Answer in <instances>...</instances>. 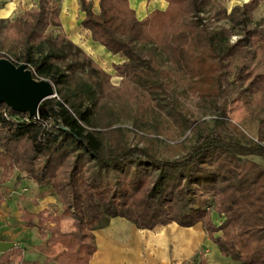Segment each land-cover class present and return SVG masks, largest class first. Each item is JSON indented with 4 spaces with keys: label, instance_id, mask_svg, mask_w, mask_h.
<instances>
[{
    "label": "trees",
    "instance_id": "16d2710c",
    "mask_svg": "<svg viewBox=\"0 0 264 264\" xmlns=\"http://www.w3.org/2000/svg\"><path fill=\"white\" fill-rule=\"evenodd\" d=\"M165 1V10L139 19L129 0H99L97 8L93 0H79L91 40L124 59L113 66L121 91L63 31L59 0H39L15 19L0 20V59L26 64L36 79L56 88L38 116L0 104V183L17 169V182L51 187L63 206L61 217L79 225V249L67 251L69 242L55 254L51 249L65 242L49 234L60 232L61 218L21 211L23 226L43 239L37 250L48 264H90L98 251L94 232L116 218L141 231L202 224L222 256L264 264V166L250 159H264L263 137L255 142L248 130L232 125L244 145L193 127L179 98L189 93L228 103L245 92L246 81L247 92L264 93V73L249 80L252 66L264 62V24L253 26L264 0L231 11L219 0ZM116 92L120 101L142 98L158 125L170 122L181 136L190 131L194 143L187 154L171 159L157 147L132 145L122 129H110L123 121L110 108ZM4 201L0 193V206ZM24 253L15 246L0 255V264H28ZM197 263L209 264L202 256Z\"/></svg>",
    "mask_w": 264,
    "mask_h": 264
},
{
    "label": "rangeland",
    "instance_id": "374dc122",
    "mask_svg": "<svg viewBox=\"0 0 264 264\" xmlns=\"http://www.w3.org/2000/svg\"><path fill=\"white\" fill-rule=\"evenodd\" d=\"M219 2L228 11H231L234 6L242 5L248 0H219ZM155 3L156 0H151L147 11L153 9ZM157 9L160 8H155L152 11ZM253 18V26L259 21L264 24V4L257 9ZM237 39L238 37L235 36L232 40L236 41ZM89 56L110 74L112 86L115 91H119L123 85H121V78L116 76L113 66L122 63L124 59L120 57L114 63V59L111 58L107 60L95 54ZM253 68L255 69L253 70ZM251 69V79L249 80H252L258 73H264V62L260 61ZM249 83V81L244 83V93L238 96L235 94L233 97L235 99L228 103L204 101L189 93L183 98H179L185 106V113L195 121L193 127L200 125L205 131H219L228 139L246 145L247 142L237 135L232 125L238 126L244 132L248 130L249 136L255 142H258L255 139L258 135L264 139V123L260 125L261 120L264 119V93L247 92ZM115 94H110V108L122 114L123 121L113 125L110 129H122L132 145L157 147L162 155L171 159H181L187 154L190 146L194 143L190 131L181 136L180 131L170 122L161 121V124L158 125L156 119L151 117L153 115L150 114L149 108L142 98L135 97V101H132L126 96V100L120 101L117 92ZM130 109H132L131 112H129ZM150 141L156 142L151 144ZM261 144L264 146V141ZM179 145V148H172ZM181 145L184 146V149ZM250 159L264 166L263 158L251 157ZM18 176H20V172L16 169L14 176L7 183H0V193L5 196V201L14 206L13 198H17L18 206L22 210L27 207L38 208L40 204L51 200V198L56 200L57 205L46 202L47 209L44 211L54 218H61V221H64V227L61 226L59 233L49 234V236H53L58 242L64 241L65 244L59 243L51 251L55 254L60 253L65 250V245L69 242L70 246L67 251H77L81 236L77 220L61 217L63 206L51 187L40 188L25 179L17 182ZM213 220L217 224L221 221L215 213H213ZM99 227L94 232L98 252L95 254L93 264H134L133 262L136 261H140V264H198L197 260L201 256L209 264H242L222 256L218 247L208 238L202 224L191 228L170 224L152 232L141 231L132 223L122 219H112L109 222H100ZM17 234L20 240L25 239L28 243H31L30 241L34 243L37 240L35 235L27 234L25 231Z\"/></svg>",
    "mask_w": 264,
    "mask_h": 264
},
{
    "label": "crops",
    "instance_id": "0c3cea01",
    "mask_svg": "<svg viewBox=\"0 0 264 264\" xmlns=\"http://www.w3.org/2000/svg\"><path fill=\"white\" fill-rule=\"evenodd\" d=\"M93 1L95 2V6L97 8L99 0ZM129 1L130 6L136 11L137 17L139 19H144L147 17L153 12L152 10L155 8H160L157 10H165L168 6V3L165 0H156L153 9L147 11V6L151 0ZM38 2L39 0H0V20H13L24 10L36 6ZM59 3L61 6L60 19L62 23V29L73 43L80 46L87 54L89 53V55L95 54L96 56L105 58L107 60H110L111 58L114 59V63L116 59H120V56L112 55L111 53L109 54L103 46L94 43L90 38V33L83 29L81 22L84 18V13L80 9L79 0H59ZM13 199L15 201L14 206L12 204H8L6 201H4L0 206V255L15 246H20L25 249L24 258L28 264H48V256L37 250V247L43 243V239L41 238L37 229H30L23 226V222L21 220V211L26 208L20 210L18 206V199ZM46 202H49L52 205H57V201L51 198V200L45 201L44 203L41 202L42 204H40L38 208L27 207V210L31 213L37 214L47 209V206H45ZM61 226L64 227L63 220L61 221ZM21 231H25L27 234L29 233L35 235L37 240L34 243L32 241H30L31 243H28L25 241V239L20 240L17 233ZM94 259L95 255L90 264H93ZM133 263L140 264V261Z\"/></svg>",
    "mask_w": 264,
    "mask_h": 264
},
{
    "label": "water",
    "instance_id": "95a60500",
    "mask_svg": "<svg viewBox=\"0 0 264 264\" xmlns=\"http://www.w3.org/2000/svg\"><path fill=\"white\" fill-rule=\"evenodd\" d=\"M56 96L55 86L48 80L36 79L26 64L0 59V104L37 116L41 104Z\"/></svg>",
    "mask_w": 264,
    "mask_h": 264
},
{
    "label": "built area",
    "instance_id": "2783aa9c",
    "mask_svg": "<svg viewBox=\"0 0 264 264\" xmlns=\"http://www.w3.org/2000/svg\"><path fill=\"white\" fill-rule=\"evenodd\" d=\"M38 116V115H37Z\"/></svg>",
    "mask_w": 264,
    "mask_h": 264
}]
</instances>
